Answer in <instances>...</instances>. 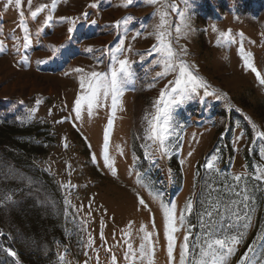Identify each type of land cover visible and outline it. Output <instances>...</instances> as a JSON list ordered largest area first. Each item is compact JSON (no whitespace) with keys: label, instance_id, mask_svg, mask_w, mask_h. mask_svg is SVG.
<instances>
[{"label":"rangeland","instance_id":"374dc122","mask_svg":"<svg viewBox=\"0 0 264 264\" xmlns=\"http://www.w3.org/2000/svg\"><path fill=\"white\" fill-rule=\"evenodd\" d=\"M125 2L58 0L53 21L45 27L48 9L33 20L28 0H21L20 8L14 0L7 7V0H0V41L4 43V51L0 52V113L8 117L11 114L18 121L41 122L42 128L37 127L42 135L37 141L42 140L44 146V152L17 150L24 158L21 166L0 152L1 230L11 232L16 224L13 212L19 204H29V199L41 206L44 218L45 208L54 205L49 188L31 169L38 167L51 176L64 211L81 219L84 246L79 256L57 246L64 264H113V255L116 264H133L125 259L127 243L139 249L143 242L141 227L153 234L152 245L145 247L148 252L154 249V255L136 259L135 264H170L162 205L175 204L179 215L189 199L193 211L185 213L184 225L178 222L180 230L174 233L175 259L171 264H179L180 246L188 231L193 254L190 259L199 257L207 231L220 239L243 233L228 264H237L245 252L249 256L246 264H264V198L257 191L264 188V178L258 179L264 177V138L258 135L264 132V85L245 66L239 51L242 44L244 54H251L264 78V0H188L187 5L185 0H170L177 10L167 9L166 27L171 32L168 39L175 50L181 46L187 49L182 59L203 78L211 94L205 95V89L200 88L174 106L167 155H161L157 145L147 139L144 119L154 113L153 101L173 79L172 75L154 79L156 72L162 71V63L158 62L164 59L153 48L159 23L156 8L160 5L134 0L125 8ZM42 3L50 4L51 0H32L31 10ZM91 3L99 6L91 8ZM21 10L32 38L27 48L22 46ZM84 12L89 13L86 21ZM181 13L190 16L192 30L186 36ZM60 17L79 18L71 37L67 32L71 25L61 22ZM129 18L125 25L123 21ZM116 21H121L119 28L115 27ZM177 25L182 29L178 44ZM229 30L231 39L222 38L220 33ZM120 40L124 41L125 51L117 55L130 62L134 73L124 87L122 103L113 114L109 98L91 116L85 108L81 118L76 119L74 101L82 89L80 74L73 70L110 71L114 63L111 55ZM52 46L59 50L54 57ZM106 129L108 155L116 175L104 163ZM32 134L37 135L34 130ZM227 140L234 150L232 165L214 181L206 165L215 157L212 169H223L216 152L228 145ZM26 161L29 169L23 166ZM235 175L243 179L237 182ZM138 197L147 207L139 204ZM213 201L219 202V214L209 220L204 213ZM48 248L45 243L44 251Z\"/></svg>","mask_w":264,"mask_h":264},{"label":"snow or ice","instance_id":"6c2138e0","mask_svg":"<svg viewBox=\"0 0 264 264\" xmlns=\"http://www.w3.org/2000/svg\"><path fill=\"white\" fill-rule=\"evenodd\" d=\"M17 8L21 7V0H14ZM148 5H157L160 7L156 8V15L159 16V23L155 26V37L157 44L153 45V48L161 53L164 57L162 62V71L156 72L154 79L163 78L168 75H172L173 79L168 81V84L165 85V88L160 90L159 96L156 100L153 101V108L155 109L154 113L148 114L144 117L147 121L148 127L146 129V137L148 140L152 141L153 144L157 145V150L161 153V155H167V145L166 141L169 139L171 135H173V113L172 109L174 106L183 103L187 98H189L190 93H194L197 89L203 88L205 89V95H210L211 93L207 92V85L203 78L195 75L191 70L189 64L182 59V56L187 54V49L182 46L179 48V51L173 48L172 41L168 39L171 36V32L166 27L168 21L166 20V16L169 14L167 9L171 8L172 11L177 10V5L175 3H171L170 0H146ZM134 3V0H126L123 3V7L127 8ZM188 0H185V4L187 5ZM13 4V0H7L8 5ZM58 0H51L50 4L42 3L35 10H31L32 0H28V6L30 9V16L33 20H35L38 15L44 12L45 9H48V15L43 21L44 26L46 27L50 22L53 21V13L57 8ZM99 6L98 3H91L89 7L97 8ZM20 21L19 25L24 33L23 35V47L27 48L32 44V38L30 35L29 27L27 26V21L24 18V12L21 10L19 12ZM83 19L88 20L89 13L84 12L82 14ZM79 18L72 17H60L59 20L61 22H67L71 26L67 28V32L70 37L71 34L75 31V25ZM129 19H125L123 23L126 25ZM181 21L184 25V35L186 36L192 29L190 24V16H187L184 13H181ZM92 24H95L96 21L92 20ZM121 25V21L115 22V27L119 28ZM216 28L213 26V31ZM40 32L43 29L39 30ZM182 29L179 25L176 26L175 32L177 33L175 37V41L178 44ZM39 34V32H38ZM221 37L224 39H231L230 30L226 32L220 33ZM14 40L18 39V37L13 36ZM19 50V49H18ZM4 51V43L0 41V52ZM58 49L55 46H52V54L53 57L57 55ZM87 51L91 52L93 49L88 48ZM125 51L124 49V41L120 40L119 44L115 47L111 60L114 62L110 71H88L86 72L83 68H76L73 71L79 73V86L82 89V92L77 95L74 101V112L76 114V119L81 118V112L86 108L87 113L91 116L94 112V109H97L103 105V102L107 101L109 98L111 100V108L113 114L115 113L118 104L122 103L121 97L123 95L124 87L126 84L130 83L134 77V73L131 70L130 62L124 58H119L117 53H122ZM240 54L241 59L244 61L245 66L250 69L253 73H255L259 83L264 85V78H262L260 71L254 66L252 56L249 53L248 55L244 54V48L241 44L240 46ZM104 55V53H101ZM26 60L27 57H24ZM102 62V61H98ZM152 86V85H150ZM37 104L40 103L39 100L36 101ZM30 112H35V109H31ZM51 113V110H49ZM63 121H57V123H62ZM112 121L109 120V127H111ZM261 138H264V132L258 133ZM105 145H104V163L105 166L112 170V174L116 175V169L113 167V162L110 160L107 149V141H108V131L105 130L104 135ZM151 147V145H149ZM150 155V153H149ZM191 155V153H189ZM96 157L93 155V160L95 161ZM216 158L213 157L211 160L207 162V167L212 169L214 167L213 161ZM264 177H258L261 179ZM233 179L239 182L243 179L242 175H235ZM139 204L147 207L144 199L142 197H138ZM248 197L244 196V200H247ZM66 203H70L66 200ZM163 214H164V229L165 236L168 241L167 247V256L169 258L170 264L174 261V249H175V241L176 237L174 233L178 230V222L179 225H184L185 221V213L191 214L193 211V203L192 200L189 199L186 202L184 209L177 215L176 205L171 204L170 206H163ZM219 214V202L213 201L210 204L209 209L205 210L204 215L211 220L215 215ZM237 218H239L237 216ZM154 224V221H153ZM207 227H211V225H207ZM247 227V225H246ZM140 232H143V236L141 240L143 241L139 245V249H134L133 244L131 242L127 243L128 252L125 254V259H130L133 264H135L136 259H143L145 255H154V249L151 252L146 251L145 245H152V236L153 234L143 227H141ZM3 233L0 232V235ZM103 235V234H101ZM129 237L130 233H126ZM190 231L186 232L183 237V243L180 246V255H179V264H228V258L233 256L236 252V246L241 243L243 240V233H240L236 236H232L229 238H215V234L213 231H207L206 238L203 239L202 244L199 249V257L197 259H190L192 252L190 246ZM91 242V240H90ZM9 256L16 257V252L12 249L4 250ZM111 251V249H109ZM251 251V248L248 250ZM61 260H64V257H61ZM249 260L248 252H245L243 256L240 257L237 264H246ZM113 264H116L117 258L115 255L112 256ZM151 264V262H150Z\"/></svg>","mask_w":264,"mask_h":264},{"label":"trees","instance_id":"16d2710c","mask_svg":"<svg viewBox=\"0 0 264 264\" xmlns=\"http://www.w3.org/2000/svg\"><path fill=\"white\" fill-rule=\"evenodd\" d=\"M8 115L9 117L0 113V152L2 157L16 161L15 165L21 166L24 158L17 154V150L44 152L43 141H37V137L42 135L37 127L42 128L39 125L41 122L18 121L10 116L11 114ZM33 130L37 135L32 134ZM227 134H231V131L228 130ZM227 141L228 145L225 144L220 151L216 152L223 169L221 171L210 169V179L214 181L223 175V172H227L229 166L232 165L234 150L231 141ZM24 163L23 166L29 169L28 162ZM31 169L36 178L44 181L49 188L54 205L45 208L47 210L45 218L41 212V206H37L34 200L29 199V204L18 205L16 211L13 212L17 227L14 225L10 233L3 232L0 227V232L3 233L0 235V264H64L57 251V246H62L64 252L74 257L79 256L84 246L81 219L72 212L64 211L62 197L59 190L53 187L51 176L38 167H31ZM257 191L261 192L264 198V188L257 189ZM45 243L49 247L47 252L44 251ZM9 248L16 252V257L9 256L4 251Z\"/></svg>","mask_w":264,"mask_h":264}]
</instances>
